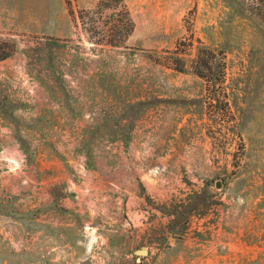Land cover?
<instances>
[{"label":"rangeland","instance_id":"1","mask_svg":"<svg viewBox=\"0 0 264 264\" xmlns=\"http://www.w3.org/2000/svg\"><path fill=\"white\" fill-rule=\"evenodd\" d=\"M99 1L0 0V264H264V0Z\"/></svg>","mask_w":264,"mask_h":264},{"label":"trees","instance_id":"2","mask_svg":"<svg viewBox=\"0 0 264 264\" xmlns=\"http://www.w3.org/2000/svg\"><path fill=\"white\" fill-rule=\"evenodd\" d=\"M70 13L74 18L75 12L70 10ZM77 20H80L82 27L89 34V40L96 44L123 46L135 29V21L125 0H100L93 8L81 9ZM13 51L6 52L0 48V61L11 56ZM178 59L174 58L173 65L175 69L181 71V68L176 66ZM221 72L220 83L222 84L224 70ZM198 73L203 76L202 72Z\"/></svg>","mask_w":264,"mask_h":264},{"label":"water","instance_id":"3","mask_svg":"<svg viewBox=\"0 0 264 264\" xmlns=\"http://www.w3.org/2000/svg\"><path fill=\"white\" fill-rule=\"evenodd\" d=\"M139 254H147V249H141L137 251Z\"/></svg>","mask_w":264,"mask_h":264}]
</instances>
